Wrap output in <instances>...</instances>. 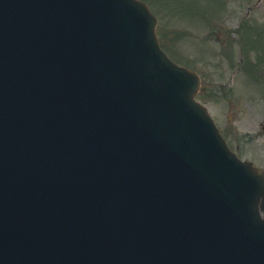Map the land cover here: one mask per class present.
<instances>
[{"label":"water","instance_id":"water-1","mask_svg":"<svg viewBox=\"0 0 264 264\" xmlns=\"http://www.w3.org/2000/svg\"><path fill=\"white\" fill-rule=\"evenodd\" d=\"M137 0H0V264H264L240 162Z\"/></svg>","mask_w":264,"mask_h":264},{"label":"rangeland","instance_id":"rangeland-1","mask_svg":"<svg viewBox=\"0 0 264 264\" xmlns=\"http://www.w3.org/2000/svg\"><path fill=\"white\" fill-rule=\"evenodd\" d=\"M147 1L153 7V9L150 7L151 10L157 14L156 31L164 49L172 55L170 57L175 58L173 60L176 62L196 70L203 84H207L209 90L214 92L211 96H204L200 92L197 94V99L207 101L215 116L225 123L229 112L227 100L230 96L233 117L228 131L235 135L236 141L240 142L239 154L243 158L263 165L264 79L252 80L247 74L249 73L247 68L245 71H240L244 66V59L241 57H247L248 53L244 49V40L239 37L241 32L235 34L232 29L239 24L240 17L245 14L246 5L251 3L256 4L257 9L251 12L249 19L255 18L261 24L264 21V0H224L227 6L222 3L223 0H219L222 7L232 10V15L226 12L230 16L223 18L221 23L220 20L211 18L213 26L211 25L209 33L197 26L203 25L208 10H216L217 5L214 0ZM216 1L218 3V0ZM189 12L195 15H190ZM211 14L215 13L211 12ZM229 49L233 50L235 57L233 67L228 65L230 59L225 58ZM240 62L242 66L237 68ZM251 72L261 73V70L256 68ZM232 73L237 74L234 76Z\"/></svg>","mask_w":264,"mask_h":264}]
</instances>
